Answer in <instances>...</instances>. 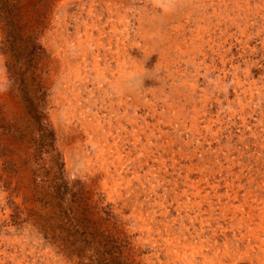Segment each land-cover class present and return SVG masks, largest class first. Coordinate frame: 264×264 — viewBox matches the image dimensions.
<instances>
[{
    "label": "rangeland",
    "instance_id": "1",
    "mask_svg": "<svg viewBox=\"0 0 264 264\" xmlns=\"http://www.w3.org/2000/svg\"><path fill=\"white\" fill-rule=\"evenodd\" d=\"M124 1L0 0V264H264V0Z\"/></svg>",
    "mask_w": 264,
    "mask_h": 264
},
{
    "label": "bare ground",
    "instance_id": "2",
    "mask_svg": "<svg viewBox=\"0 0 264 264\" xmlns=\"http://www.w3.org/2000/svg\"><path fill=\"white\" fill-rule=\"evenodd\" d=\"M96 1H97V0H96ZM103 1H104V0H103ZM110 1H111V0H110ZM123 1H124V0H123ZM137 1H138V0H137ZM172 1H173V0H172ZM184 1H185V0H184ZM207 1H208V0H207ZM234 1H235V0H234ZM234 1H233V2H234ZM261 1H262V0H261ZM117 2H118V1H117ZM124 2H125V1H124ZM148 2H149V1H148ZM185 2H186V1H185ZM197 2H198V1H197ZM197 2H196V3H197ZM233 2H232V3H233ZM102 3H103V2H102ZM120 3H121V2H120ZM120 3H119V4H120ZM149 3H150V2H149ZM238 3L240 4V2H238ZM91 4H92V3H91ZM131 4H132V3H131ZM150 4H151V3H150ZM172 4H173V3H172ZM185 4H186V3H185ZM190 4H192V2H191ZM208 4H209V3H208ZM235 4H236V3H235ZM101 5H102V4H101ZM112 5H113V4H112ZM164 5H165V4H164ZM199 5H200V4H199ZM203 5H204V3H203ZM211 5H212V4H211ZM120 6H122V5H120ZM235 6H236V5H235ZM257 6L259 7V5H257ZM115 7H116V6H115ZM133 7H134V6H133ZM192 7H193V6H192ZM200 7H201V6H200ZM124 8H125V7H124ZM126 8H127V7H126ZM204 8H205V7H204ZM255 8H256V7H255ZM261 8H262V7H261ZM108 9H109V8H108ZM110 9H111V8H110ZM155 9H156V8H155ZM163 9H164V8H163ZM180 9H181V8H180ZM225 9H226V8H225ZM236 9H237V8H236ZM249 9H250V8H249ZM251 9H252V8H251ZM94 10H95V9H94ZM132 10H134V9H132ZM165 10H166V9H164V12H165ZM169 10H170V9H169ZM181 10H182V9H181ZM183 10H184V9H183ZM183 10H182V12H183ZM246 10H247V9H246ZM106 11H107V10H106ZM119 11H120V10H119ZM171 11H172V10H171ZM178 11H179V10H178ZM185 11H186V10H185ZM185 11H184V12H185ZM188 11H189V10H188ZM261 11H262V10H261ZM92 12H93V11H92ZM109 12H110V11H109ZM124 12H125V11H124ZM226 12H227V11H226ZM232 12H233V11H232ZM255 12H257V11H255ZM77 13H78V12H77ZM77 13H76V14H77ZM95 13H96V12H95ZM103 13H104V12H103ZM113 13H114V12H113ZM127 13H128V12H127ZM127 13H126V14H127ZM188 13H189V12H188ZM188 13H187V14H188ZM220 13H221V12H220ZM223 13H224V12H223ZM240 13H241V12H240ZM65 14H66V13H65ZM86 14H87V13H86ZM97 14H98V13H97ZM109 14H110V13H109ZM118 14H119V13H118ZM126 14H125V15H126ZM134 14H135V13H134ZM137 14H138V13H137ZM148 14H149V13H148ZM168 14H169V13H167V15H168ZM187 14H186V15H187ZM195 14H196V13H195ZM243 14H244V13H243ZM172 15H173V14H172ZM186 15H185V16H186ZM207 15H208V14H207ZM219 15H220V14H219ZM238 15H239V14H238ZM256 15H257V14H256ZM63 16H64V15H63ZM80 16H81V15H80ZM114 16H115V15H113V17H114ZM134 16H135V15H134ZM136 16H137V15H136ZM138 16H139V15H138ZM143 16H144V14H143ZM145 16H146V15H145ZM153 16H154V15H153ZM155 16H156V15H155ZM165 16H166V15H165ZM174 16H175V15H174ZM183 16H184V15H183ZM183 16H182V17H183ZM187 16H188V15H187ZM191 16H192V15H191ZM196 16H197V15H196ZM196 16H195V17H196ZM203 16H204V15H203ZM69 17H70V16H69ZM104 17H105V16H104ZM107 17H108V16H107ZM110 17H111V16H110ZM160 17H161V16H160ZM162 17H163V16H162ZM176 17H177V16H176ZM179 17H180V16H179ZM226 17H227V16H226ZM238 17H240V16H238ZM120 18H122V17H119V19H120ZM146 18H147V17H146ZM152 18L154 19V17H152ZM165 18H166V17H165ZM169 18H170V17H168V19H169ZM242 18H243V17H242ZM76 19H77V17H76ZM99 19H100V18H99ZM102 19H103V17H102ZM107 19H108V18H107ZM132 19H133V18H132ZM139 19H140V17H139ZM168 19H167V20H168ZM171 19H172V18H171ZM182 19H184V17H183ZM182 19H181V20H182ZM187 19H189V17H188ZM236 19H237V18H236ZM80 20H81V19H80ZM142 20H144V19H142ZM142 20H141V22H142ZM155 20H157V19L155 18ZM174 20H175V18H174ZM185 20H186V19H185ZM209 20H210V18H209ZM220 20H222V19H220ZM248 20H249V19H248ZM64 21H65V20H64ZM133 21H134V20H133ZM172 21H173V20H172ZM116 22H117V21H116ZM120 22H121V21H120ZM135 22H136V21H135ZM145 22H146V21H145ZM150 22H151V21H150ZM161 22H162V21H161ZM177 22H178V21H177ZM192 22H193V21H192ZM242 22H243V21H242ZM106 23H107V22H106ZM108 23H109V21H108ZM155 23H156V22H155ZM179 23H180V22H179ZM183 23H184V22H183ZM198 23H199V22H198ZM211 23H212V22H211ZM211 23H210V24H211ZM140 24H141V23H140ZM159 24H160V23H159ZM175 24H176V23H175ZM186 24H187V23H186ZM210 24H209V25H210ZM215 24H216V23H215ZM215 24H214V26H215ZM82 25H83V24H82ZM84 25H85V24H84ZM92 25H94V23H93ZM92 25H91V26H92ZM127 25H128V24H127ZM133 25H134V24H133ZM196 25H197V24H196ZM244 25H245V24H244ZM256 25H257V24H256ZM105 26H106V25H105ZM105 26H104V27H105ZM139 26H140V25H139ZM141 26H142V25H141ZM144 26H145V25H144ZM148 26H149V25H148ZM150 26H152V25H150ZM156 26H157V25H156ZM177 26H178V25H177ZM177 26H176V27H177ZM186 26H187V25H186ZM230 26H231V25H230ZM63 27H64V26H63ZM92 27H93V29H94V26H92ZM157 27H158V26H157ZM159 27H160V25H159ZM161 27H162V26H161ZM198 27H199V26H198ZM216 27H217V26H216ZM128 28H129V27H128ZM132 28H133V27H132ZM143 28L145 29V27H143ZM143 28H142V29H143ZM154 28H155V27H154ZM200 28H201V27H200ZM212 28H213V27H212ZM91 29H92V28H91ZM93 29H92V30H93ZM166 29H167V28H166ZM179 29H180V28H179ZM208 29H211V28H208ZM215 29H216V28H215ZM76 30H77V29H76ZM95 30H96V29H95ZM160 30H161V29H160ZM172 30H173V28H172ZM86 31H88V30H86ZM96 31H97V30H96ZM117 31H118V30H117ZM139 31H140V30H139ZM146 31H147V30H146ZM204 31H205V30H204ZM97 32H98V31H97ZM123 32H124V31H123ZM131 32H132V31H131ZM173 32H174V31H173ZM176 32H177V31H176ZM178 32H179V31H178ZM215 32H216V31H215ZM225 32H226V31H225ZM60 33H62V32H60ZM103 33H104V32H103ZM109 33H110V32H109ZM150 33H151V32H150ZM153 33H154V32H153ZM164 33H166V32H164ZM168 33H169V32H168ZM189 33H190V32H189ZM64 34H65V32H64ZM88 34H89V33H88ZM90 34H91V33H90ZM90 34H89V36L92 35V34H91V35H90ZM96 34H97V33H96ZM114 34H115V33H114ZM133 34H134V33H133ZM148 34H149V33H148ZM190 34H191V33H190ZM204 34H205V33H204ZM212 34H213V33H212ZM79 35H80V34H79ZM103 35H104V34H103ZM197 35H198V34H197ZM259 35H261V34H259ZM65 36H66V35H65ZM89 36H88V37H89ZM123 36H124V34H123ZM164 36H165V35H164ZM172 36H173V35H172ZM179 36H180V35H179ZM181 36H182V35H181ZM183 36H184V35H183ZM56 37H57V36H56ZM56 37H55V38H56ZM60 37H61V36H60ZM66 37H68V36H66ZM85 37H86V36H85ZM88 37H87L85 40H87ZM101 37H102V36H100V38H101ZM142 37H143V36H142ZM162 37H163V36H162ZM170 37H171V36H170ZM210 37H211V36H210ZM63 38H64V37H63ZM76 38H77V37H76ZM83 38H84V37H83ZM90 38H91V37H90ZM95 38H96V36H95ZM98 38H99V37H98ZM103 38H104V36H103ZM125 38H127V37H125ZM140 38H141V37H140ZM163 38H164V37H163ZM191 38H192V36H191ZM259 38H260V37H259ZM64 39H65V38H64ZM104 39H105V38H104ZM119 39H120V38H119ZM127 39H128V38H127ZM127 39H125V40H127ZM146 39H147V38H146ZM170 39H171V38H170ZM65 40H66V39H65ZM78 40H80V39H78ZM94 40H95V39H94ZM139 40H140V39H139ZM194 40H197V39H194ZM216 40H217V39H216ZM58 41H59V40H58ZM72 41H73V40H72ZM74 41H75V40H74ZM111 41H112V39H111ZM144 41H145V40H144ZM146 41H147V40H146ZM146 41H145V42H146ZM149 41H150V40H149ZM157 41H158V40H157ZM170 41H171V40H170ZM170 41H169V42H170ZM172 41H173V40H172ZM225 41H226V40H225ZM77 42H78V41H77ZM77 42H75V43H77ZM79 42H80V41H79ZM81 42H82V41H81ZM119 42H120V41H119ZM122 42H123V41H122ZM137 42H138V41H137ZM167 42H168V41H167ZM178 42H179V41H178ZM209 42H210V41H209ZM62 43H63V42H62ZM87 43H88V42H87ZM98 43H99V42H98ZM147 43H148V42H147ZM160 43H161V42H160ZM175 43H176V41H175ZM181 43H182V42H181ZM201 43H202V42H201ZM247 43H248V42H247ZM89 44H90V43H89ZM133 44H134V43H133ZM156 44H157V43H156ZM173 44H174V43H173ZM188 44H189V43H188ZM225 44H226V43H225ZM106 45H107V44H106ZM149 45H150V44H149ZM151 45H152V44H151ZM199 45H200V44H199ZM63 46H66V45H63ZM109 46H110V45H109ZM133 46H134V45H133ZM136 46H138V45H136ZM170 46H172V45H170ZM174 46H175V45H174ZM207 46H208V45H207ZM240 46H241V45H240ZM240 46H239V47H240ZM242 46H243V45H242ZM61 47H62V46H61ZM67 47H68V46H67ZM96 47H98V46H96ZM117 47H119V46H117ZM128 47H129V46H128ZM130 47H131V46H130ZM146 47H147V46H146ZM146 47H145V49H146ZM172 47H173V46H172ZM104 48H105V47H104ZM133 48H134V47H133ZM164 48H165V47H164ZM185 48H186V47H185ZM229 48H230V47H229ZM65 49H66V48H65ZM78 49H79V48H78ZM127 49H128V48H127ZM135 49H136V48H135ZM139 49H140V48H139ZM154 49H155V48H154ZM165 49H166V48H165ZM170 49H171V48H170ZM170 49H167L166 51H168V50H170ZM178 49H179V48H178ZM240 49H241V48H240ZM244 49H245V48H244ZM263 49H264V48H263ZM62 50H63V49H62ZM62 50H61V52H63ZM96 50H97V49H96ZM96 50H95V51H96ZM108 50H109V49H108ZM117 50H118V49H117ZM175 50H176V49H175ZM179 50H180V49H179ZM193 50H194V49H193ZM201 50H202V49H201ZM81 51H82V50H81ZM104 51H105V50H104ZM104 51H103V52H104ZM146 51H147V50H146ZM156 51H157V50H156ZM164 51H165V50H164ZM66 52H67V51H66ZM92 52H93V51H92ZM113 52H114V51H113ZM121 52H122V51H121ZM208 52H209V51H208ZM220 52H222V51H220ZM240 52H241V51H240ZM104 53H106V51H105ZM110 53H111V52H110ZM168 53H169V52H168ZM191 53H192V52H191ZM195 53H196V52H195ZM229 53H230V52H229ZM244 53H245V52H244ZM244 53H243V54H244ZM54 54L56 55V53H54ZM62 54H63V53H62ZM127 54H128V53H127ZM137 54H138V52H137ZM148 54H149V53H148ZM150 54H151V53H150ZM153 54H154V53H153ZM156 54H157V53H156ZM174 54H175V53H174ZM196 54H197V53H196ZM55 55H54V56H55ZM89 55H90V54H89ZM97 55H98V54H97ZM104 55H105V54H104ZM145 55H146V54H145ZM184 55H185V54H184ZM198 55H199V54H198ZM218 55H219V54H218ZM245 55H246V54H245ZM81 56H82V55H81ZM114 56H115V54H114ZM118 56H119V54H118ZM125 56H127V55H125ZM167 56H168V55H167ZM175 56H176V55H175ZM228 56H229V55H228ZM101 57H102V56H101ZM104 57H105V56H104ZM111 57H112V55H111ZM131 57H132V56H131ZM136 57H137V56H136ZM140 57H141V56H140ZM172 57H173V55H172ZM194 57H195V56H194ZM194 57H193V58H194ZM223 57H224V56H223ZM223 57H222V58H223ZM65 58H66V57H65ZM108 58H109V56H108ZM120 58H121V57H120ZM124 58H125V57H124ZM132 58H133V57H132ZM142 58H143V57H142ZM144 58H145V57H144ZM183 58H184V57H183ZM219 58H220V57H219ZM87 59H88V58H87ZM93 59H94V58H93ZM115 59H116V58H115ZM118 59H119V58H118ZM158 59H159V57H158ZM174 59H175V58H174ZM206 59H207V58H206ZM110 60H111V59H110ZM121 60H122V59H121ZM130 60H131V59H130ZM135 60H136V59H135ZM139 60H140V58H139ZM146 60H147V59H146ZM182 60H183V59H182ZM96 61H98V60H96ZM107 61H108V60H107ZM133 61H134V59H133ZM144 61H145V60H144ZM149 61H150V60H149ZM157 61H159V60H157ZM161 61H162V60H161ZM164 61H165V60H164ZM186 61H187V60H186ZM189 61H190V60H189ZM222 61H223V60H222ZM247 61H248V60H247ZM60 62H61V60H60ZM105 62H106V61H105ZM117 62H118V60H117ZM119 62H120V61H119ZM150 62H151V61H150ZM170 62H171V61H170ZM178 62H179V61H178ZM127 63H128V62H127ZM162 63H163V62H162ZM167 63H168V61H167ZM174 63H175V62H174ZM253 63H254V62H253ZM64 64H65V63H64ZM96 64H97V63H96ZM120 64H121V63H120ZM141 64H142V63H141ZM164 64H165V63H164ZM171 64H172V63H171ZM191 64H192V63H191ZM199 64H200V63H199ZM219 64H220V63H219ZM245 64H246V63H245ZM77 65H78V64H77ZM94 65H95V64H94ZM104 65H105V64H104ZM106 65H107V64H106ZM138 65H140V64H138ZM143 65H144V64H143ZM148 65H149V64H148ZM152 65H153V64H152ZM169 65H170V64H169ZM211 65H212V64H211ZM224 65H225V64H224ZM253 65H254V64H253ZM256 65H257V64H256ZM71 66H72V65H71ZM74 66H75V65H74ZM95 66H96V65H95ZM107 66H108V65H107ZM136 66H137V65H136ZM140 66H141V65H140ZM87 67H88V66H87ZM104 67H105V66H104ZM114 67H115V66H114ZM142 67H143V66H142ZM154 67H155V65H154ZM156 67H158V66H156ZM169 67H170V66H169ZM188 67H189V66H188ZM215 67H216V66H215ZM247 67H248V66H247ZM254 67H256V66H254ZM83 68H84V67H83ZM119 68H120V67H119ZM162 68H163V67H162ZM193 68H194V66H193ZM210 68H211V67H210ZM225 68H226V67H225ZM67 69H68V68H67ZM93 69H94V68H93ZM142 69H143V68H142ZM154 69H156V68H154ZM198 69H199V68H198ZM208 69H209V68H208ZM251 69H252V68H251ZM263 69H264V68H263ZM77 70H78V69H77ZM102 70H103V68H102ZM104 70H105V69H104ZM131 70H132V69H131ZM147 70H148V69H147ZM156 70H157V69H156ZM164 70H165V69H164ZM176 70H177V69H176ZM185 70H186V69H185ZM200 70H201V69H200ZM209 70H210V69H209ZM247 70H248V69H247ZM67 71H69V70H67ZM83 71H84V70H83ZM124 71H125V69H124ZM213 71H214V70H213ZM91 72H92V71H91ZM101 72H102V71H101ZM101 72L98 71V73H101ZM115 72H116V71H115ZM115 72H114V73H115ZM120 72H121V71H120ZM128 72H129V71H128ZM131 72H133V71H131ZM162 72H163V71H162ZM194 72H196V71H194ZM207 72H208V71H207ZM207 72H206V73H207ZM122 73H123V71H122ZM125 73H126V72H125ZM137 73H138V72H137ZM61 74H62V73H61ZM78 74H79V73H78ZM127 74H128V73H127ZM127 74H126V75H127ZM146 74H147V73H146ZM156 74H157V73H156ZM159 74H160V73H159ZM186 74H187V73H186ZM197 74H198V73H197ZM208 74H209V73H208ZM62 75H63V74H62ZM66 75H67V74H66ZM68 75H69V74H68ZM118 75H119V74H118ZM129 75H130V74H129ZM151 75H152V74H151ZM151 75H150V76H151ZM172 75L175 76V74H172ZM200 75H201V74H200ZM205 75H206V74H205ZM235 75H236V74H235ZM80 76H81V75H80ZM84 76H85V75H84ZM94 76H95V75H94ZM106 76H107V75H106ZM116 76H117V75H116ZM119 76H121V75H119ZM150 76H149V77H150ZM167 76H169V75H167ZM178 76H179V75H178ZM219 76H220V75H219ZM95 77H96V76H95ZM98 77H99V76H98ZM113 77H114V76H113ZM124 77H125V76H124ZM149 77H146V79H147V78L149 79ZM182 77H183V76H182ZM184 77H185V76H184ZM198 77H200V76H198ZM76 78H78V77H76ZM80 78H81V77H80ZM129 78H130V77H129ZM131 78H132V77H131ZM155 78H156V77H155ZM165 78H166V77H165ZM173 78H174V77H173ZM219 78H220V77H219ZM63 79H64V78H63ZM74 79H75V78H74ZM122 79H123V78H122ZM163 79H164V78H163ZM182 79H183V78H182ZM182 79H181V80H182ZM222 79H223V78H222ZM96 80H97V79H96ZM129 80H131V79H129ZM132 80H133V79H132ZM161 80H162V79H161ZM179 80H180V79H179ZM185 80H186V79H185ZM197 80H198V79H197ZM223 80H224V79H223ZM67 81H68V80H67ZM81 81H82V80H81ZM122 81H123V80H122ZM145 81H146V80H145ZM158 81H159V80H158ZM170 81H171V80H170ZM104 82H105V81H104ZM125 82H126V81H125ZM127 82H128V81H127ZM149 82H150V81H149ZM156 82H157V81H156ZM223 82H224V81H223ZM63 83H64V82H63ZM97 83H98V82H97ZM113 83H114V82H113ZM119 83H120V82H119ZM119 83H118V84H119ZM121 83H122V82H121ZM253 83H254V82H253ZM103 84H104V83H103ZM134 84H135V83H134ZM164 84H165V83H164ZM164 84H163V85H164ZM119 85H120V84H119ZM124 85H125V84H124ZM127 85H130V84H127ZM136 85H137V84H136ZM151 85H153V84H151ZM172 85H173V84H172ZM233 85H234V84H233ZM248 85H249V84H248ZM87 86H88V85H87ZM106 86H107V85H106ZM116 86H117V85H116ZM125 86H126V85H125ZM208 86H211V85H208ZM236 86H237V85H236ZM80 87H81V86H80ZM83 87H84V86H83ZM133 87H134V86H133ZM133 87H131V89H132ZM157 87H159V86H157ZM166 87H167V85H166ZM170 87H171V86H170ZM239 87H240V86H239ZM97 88H98V87H97ZM121 88H122V86H121ZM140 88H141V87H140ZM148 88H150V87H148ZM151 88H152V87H151ZM176 88H177V87H176ZM180 88H181V87H180ZM180 88H179V89H180ZM216 88H217V87H216ZM81 89H82V88H81ZM107 89H108V88H107ZM135 89H136V88H135ZM141 89H142V88H141ZM157 89H158V88H157ZM182 89H183V88H182ZM192 89H193V88H192ZM209 89H210V88H209ZM218 89H219V88H218ZM95 90H96V89H95ZM108 90H109V89H108ZM119 90H120V89H119ZM126 90H127V89H126ZM128 90H129V89H128ZM136 90H138V88H137ZM172 90H173V89H172ZM175 90H176V89H175ZM177 90H178V89H177ZM187 90H188V89H187ZM114 91H115V90H114ZM131 91H132V90H131ZM134 91H135V90H134ZM151 91H152V90H151ZM155 91H156V89H155ZM157 91H159V90H157ZM157 91H156V92H157ZM180 91H181V89H180ZM234 91H235V90H234ZM72 92H73V91H72ZM119 92H120V91H119ZM122 92H123V91H122ZM124 92H126V91H124ZM132 92H133V91H132ZM139 92H140V91H139ZM163 92H165V91H163ZM250 92H251V91H250ZM105 93H106V91H105ZM127 93H128V92H127ZM136 93H138V92L136 91ZM148 93H149V92H148ZM160 93H161V92H160ZM166 93H167V92H166ZM166 93H165V94H166ZM176 93H177V92H176ZM236 93H237V92H236ZM106 94H107V93H106ZM121 94H122V93H121ZM132 94H134V93H132ZM163 94H164V93H163ZM178 94H179V93H177V95H178ZM89 95H90V94H89ZM107 95H108V94H107ZM123 95H124V94H123ZM69 96H70V95H69ZM86 96H87V95H86ZM92 96H93V94H92ZM92 96H91V97H92ZM132 96H133V95H132ZM136 96H137V95H136ZM138 96H139V95H138ZM181 96H182V95H181ZM187 96H189V95H187ZM233 96H234V95H233ZM76 97H77V96H76ZM80 97H81V96H80ZM80 97H79V98H80ZM84 97H85V96H84ZM119 97H120V96H119ZM147 97H148V96H147ZM175 97H177V96H175ZM207 97H208V96H207ZM235 97H236V96H235ZM101 98H102V97H101ZM125 98H126V97H125ZM181 98H182V97H181ZM191 98H192V97H191ZM202 98H203V97H202ZM88 99H89V98H88ZM126 99H127V98H126ZM128 99H129V98H128ZM224 99H225V98H224ZM237 99H238V98H237ZM58 100H59V99H58ZM122 100H123V99H122ZM133 100H135V99H133ZM137 100H138V99H137ZM172 100H173V99H172ZM187 100H188V99H187ZM189 100H191V99H189ZM240 100H241V99H240ZM60 101H61V100H60ZM91 101H92V100H91ZM145 101H146V99H145ZM154 101H155V100H154ZM205 101H206V100H205ZM210 101H211V100H210ZM227 101H228V100H227ZM227 101H226V102H227ZM104 102H105V101H104ZM133 102H134V101H133ZM136 102H137V101H136ZM139 102H140V101H139ZM158 102H160V101H158ZM163 102H164V101H163ZM179 102H180V101H179ZM186 102H187V101H186ZM193 102H194V101H193ZM80 103H81V102H80ZM95 103H96V102H95ZM95 103H94V104H95ZM113 103H114V102H113ZM113 103H112V104H113ZM148 103H149V102H148ZM155 103H156V102H155ZM160 103H161V102H160ZM171 103H173V102H171ZM205 103H206V102H205ZM240 103H241V102H240ZM96 104H97V103H96ZM105 104H106V103H105ZM138 104H139V103H138ZM143 104H145V103L143 102ZM150 104H151V103H150ZM150 104H149V105H150ZM179 104H180V103H179ZM242 104H243V103H242ZM69 105H70V104H69ZM78 105H79V104H78ZM89 105H90V104H89ZM115 105H116V104H115ZM117 105H118V104H117ZM120 105H121V104H120ZM126 105H127V102H126ZM136 105H137V104H136ZM147 105H148V104H147ZM157 105H158V103H157ZM159 105H160V104H159ZM165 105H166V104H165ZM171 105H172V104H171ZM182 105H183V104H182ZM196 105H197V104H196ZM199 105H200V104H199ZM202 105H203V104H202ZM205 105H206V104H205ZM96 106H97V105H96ZM211 106H212V105H211ZM218 106H219V105H218ZM70 107H71V106H70ZM89 107L91 108V106H89ZM105 107H106V106H105ZM107 107H109V106H107ZM144 107H145V105H144ZM194 107H195V106H194ZM205 107H206V106H205ZM216 107H217V106H216ZM244 107H245V105H244ZM73 108H74V107H73ZM73 108H72V110H73ZM85 108H86V107H85ZM109 108H110V107H109ZM182 108H184V107H182ZM192 108H193V107H192ZM192 108H191V109H192ZM203 108H204V107H203ZM245 108H246V107H245ZM112 109H113V108H112ZM119 109H120V108H119ZM136 109H137V108H136ZM153 109H154V108H153ZM170 109H171V108H170ZM173 109H174V108H173ZM176 109H177V108H176ZM123 110H124V109H123ZM137 110H138V109H137ZM183 110H184V109H183ZM192 110H193V109H192ZM192 110H191V111H192ZM87 111H88V110H87ZM103 111H104V110H103ZM115 111H116V110H115ZM134 111H135V110H134ZM143 111H144V110H143ZM162 111H163V110H162ZM174 111H175V110H174ZM196 111H198V110H196ZM76 112H77V111H76ZM118 112H119V111H118ZM131 112H132V111H131ZM140 112H142V111H140ZM140 112H139V113H140ZM148 112H149V110L147 111V113H148ZM188 112H189V111H188ZM205 112H206V111H205ZM210 112H211V111H210ZM77 113H78V112H77ZM79 113H80V111H79ZM104 113H106V112H104ZM120 113H121V112H120ZM152 113H153V112H152ZM154 113H155V112H154ZM163 113H164V111H163ZM169 113H170V112H169ZM230 113H231V112H230ZM109 114H110V113H109ZM123 114H124V113H123ZM129 114H130V113H129ZM164 114H165V113H164ZM175 114H176V113H175ZM181 114H182V113H181ZM218 114H219V113H218ZM160 115H161V114H160ZM196 115H197V114H196ZM205 115H206V114H205ZM83 116H84V115H83ZM103 116H104V115H103ZM113 116H114V115H113ZM162 116H163V115H162ZM172 116H173V115H172ZM174 116H175V115H174ZM174 116H173V117H174ZM212 116H213V115H212ZM101 117H102V116H101ZM116 117H117V116H116ZM139 117H140V116H139ZM153 117H154V116H153ZM177 117H178V116H177ZM183 117H184V116H183ZM191 117H192V116H191ZM209 117H210V116H209ZM74 118H75V117H74ZM76 118H77V117H76ZM110 118H111V117H110ZM123 118H124V117H123ZM129 118H130V117H129ZM167 118H168V117H167ZM188 118H189V117H188ZM200 118H201V116H200ZM72 119H73V118H72ZM83 119H84V118H83ZM85 119H86V118H85ZM127 119H128V118H127ZM149 119H150V118H149ZM177 119H178V118H177ZM186 119H187V118H186ZM194 119H195V118H194ZM102 120H103V119H102ZM114 120H115V119H114ZM138 120H139V119H138ZM173 120H174V119H173ZM199 120H200V119H199ZM210 120H211V119H210ZM223 120H224V119H223ZM81 121H82V120H81ZM109 121H110V120H109ZM130 121H131V120H130ZM177 121H178V120H177ZM195 121H198V119L195 120ZM203 121H204V120H203ZM208 121H209V120H208ZM211 121H212V120H211ZM118 122H119V121H118ZM145 122H146V120H145ZM96 123H97V122H96ZM103 123H104V121H103ZM103 123H102V124H103ZM119 123H120V122H119ZM125 123H127V122H125ZM147 123H148V122H147ZM179 123H180V122H179ZM214 123H215V122H214ZM218 123H219V122H218ZM79 124H80V123H79ZM87 124H88V123H87ZM109 124H110V123H109ZM135 124H136V123H135ZM157 124H158V123H157ZM171 124H172V123H171ZM174 124H175V123H174ZM174 124H173V125H174ZM192 124H194V123H192ZM202 124H203V123H202ZM207 124H208V123H207ZM220 124H221V123H220ZM85 125H86V123H85ZM103 125H104V124H103ZM132 125H134V124H132ZM142 125H143V124H142ZM147 125H148V124H147ZM160 125H161V124H160ZM162 125H163V124H162ZM197 125H198V124H197ZM243 125H244V124H243ZM83 126H84V125H83ZM93 126H94V125H93ZM148 126H150V125H148ZM212 126H213V124H212ZM215 126H216V125H215ZM86 127H87V126H86ZM119 127H120V126H119ZM154 127H155V126H154ZM159 127H160V126H159ZM92 128H94V127H92ZM160 128H161V127H160ZM181 128H182V127H181ZM196 128H197V127H196ZM196 128H195V129H196ZM76 129H77V126H76ZM98 129H99V128H98ZM111 129H112V128H111ZM168 129H169V128H168ZM193 129H194V128H193ZM209 129H210V128H209ZM79 130H81V129H79ZM185 130H186V129H185ZM198 130H200V129H198ZM123 131H126V130H123ZM140 131H141V130H140ZM154 131H156V130H154ZM172 131H173V130H172ZM175 131H176V129H175ZM183 131H184V130H183ZM183 131H182V132H183ZM191 131H192V129H191ZM193 131H196V130H193ZM97 132H98V130H97ZM99 132H101V131L99 130ZM99 132H98V133H99ZM111 132H112V131H111ZM114 132H115V131H114ZM131 132H132V131H131ZM162 132H163V131H162ZM167 132H168V131H167ZM182 132H181V133H182ZM197 132H198V131H197ZM74 133H75V132H74ZM95 133H96V132H95ZM104 133H105V132H104ZM108 133H109V132H108ZM121 133H122V132H121ZM142 133H143V132H142ZM170 133H171V132H170ZM193 133H194V132H193ZM200 133H201V132H200ZM96 134H97V133H96ZM117 134H118V133H117ZM117 134H116L115 136H118ZM122 134H123V133H122ZM122 134H121V135H122ZM163 134H167V133H163ZM163 134H161V135H163ZM99 135H100V134H99ZM99 135H98V136H99ZM101 135H102V134H101ZM105 135H106V134H105ZM148 135H149V134H148ZM148 135H147V136H148ZM200 135H201V134H200ZM78 136H79V135H78ZM109 136H110V135H108V137H109ZM136 136H137V135H136ZM158 136H159V135H158ZM165 136H166V135H165ZM165 136H164V137H165ZM168 136H169V135H168ZM176 136H177V135H176ZM191 136H195V135L193 134V135H191ZM71 137H72V136H71ZM111 137H112V136H111ZM128 137H129V136H128ZM148 137H149V136H148ZM150 137H151V134H150ZM160 137H161V136H160ZM169 137H171V136H169ZM98 138H99V137H98ZM113 138H114V137H113ZM122 138H123V137H122ZM161 138H162V137H161ZM166 138H167V136H166ZM177 138H178V137H177ZM192 138H193V137H192ZM73 139H74V138H73ZM76 139H77V138H76ZM93 139H94V138H93ZM95 139H96V138H95ZM147 139H148V138H147ZM171 139H172V138H171ZM99 140H100V139H99ZM101 140H102V139H101ZM112 140H113V139H112ZM120 140H121V139H120ZM134 140H135V138H134ZM162 140H163V139H162ZM178 140H179V139H178ZM180 140H181V139H180ZM196 140H197V139H196ZM83 141H84V140H83ZM151 141H152V140H151ZM194 141H195V140H194ZM92 142H93V141H92ZM97 142H98V141H97ZM97 142H96V143H97ZM104 142H105V141H104ZM135 142H136V140H135ZM147 142H149V141H147ZM158 142H159V141H158ZM168 142H169V141H168ZM171 142H172V141H171ZM176 143H177V142H176ZM179 143H180V142H179ZM191 143H192V142H191ZM103 144H104V143H103ZM137 144H138V143H137ZM187 144H188V143H187ZM93 145H94V143H93ZM170 145H171V144H170ZM190 145H191V144H190ZM200 145H201V144H200ZM82 146H83V145H82ZM104 146H105V144H104ZM104 146H103V147H104ZM114 146H115V143H114ZM137 146H138V145H137ZM149 146H150V144H149ZM153 146H154V145H153ZM201 146H202V145H201ZM97 147H98V146H97ZM108 147H110V146H108ZM115 147H116V146H115ZM123 147H124V146H123ZM159 147H160V146H159ZM161 147H162V146H161ZM177 147H178V146H177ZM261 147H262V146H261ZM79 148H80V146H79ZM150 148H151V147H150ZM172 148H173V147H172ZM90 149H91V148H90ZM100 149H101V148H100ZM100 149H99V150H100ZM153 149H154V148H153ZM156 149H157V148H156ZM201 149H202V147H201ZM77 150H78V149H77ZM95 150H96V149H95ZM95 150H94V151H95ZM108 150H109V149H108ZM111 150H112V149H111ZM143 150H144V149H143ZM208 150H209V149H208ZM208 150H207V151H208ZM80 151H82V150H80ZM141 151H142V150H141ZM146 151H147V150H146ZM155 151H157V150H155ZM197 151H198V150H197ZM202 151H203V150H202ZM202 151H201V152H202ZM117 152H118V151H117ZM122 152H123V151H122ZM168 152H169V151H168ZM178 152H179V151H178ZM217 152H218V151H217ZM76 153H77V151H76ZM98 153H99V152H98ZM109 153H110V152H109ZM118 153H119V152H118ZM149 153H150V152H149ZM179 153H180V152H179ZM196 153H197V152H196ZM82 154H83V152H82ZM123 154H124V153H123ZM165 154H166V153H165ZM168 154H169V153H168ZM177 154H178V153H177ZM184 154H185V153H184ZM197 154H198V153H197ZM203 154H205V153H203ZM76 155H78V154H76ZM102 155H103V154H102ZM115 155H117V154H115ZM153 155H154V154H153ZM185 155H186V154H185ZM188 155H189V154H188ZM217 155H219V154H217ZM86 156H87V155H86ZM124 156H125V155H124ZM147 156H148V155H147ZM158 156H159V155H158ZM163 156H164V155H163ZM181 156H182V155H181ZM194 156H195V155H194ZM196 156H197V155H196ZM87 157H88V156H87ZM91 157H92V156H91ZM94 157H95V156H94ZM119 157H120V156H119ZM119 157H118V158H119ZM161 157H162V156H161ZM173 157H174V156H173ZM218 157H219V156H218ZM88 158H89V157H88ZM88 158H87V159H88ZM95 158H96V157H95ZM166 158H167V157H166ZM177 158H178V157H177ZM193 158H195V157H193ZM202 158H204V157H202ZM110 159H111V158H110ZM156 159H157V158H156ZM182 159H184L183 156H182ZM188 159H189V158H188ZM108 160H109V159H108ZM112 160H113V159H112ZM123 160H124V159H123ZM162 160H163V159H162ZM176 160H177V159H176ZM97 161H99V160H97ZM103 161H104V160H103ZM105 161H106V160H105ZM113 161H114V160H113ZM113 161H112V162H113ZM115 161H116V160H115ZM166 161H167V160H166ZM193 161H194V160H193ZM262 161H263V160H262ZM81 162H82V161H81ZM121 162H122V161H121ZM162 162H163V161H162ZM93 163H94V162H93ZM107 163H108V162H107ZM118 163H119V162H118ZM122 163H123V162H122ZM159 163H160V162H159ZM185 163H186V162H185ZM191 163H192V162H191ZM201 163H202V162H201ZM87 165H88V164H87ZM123 165H124V164H123ZM175 165H176V164H175ZM91 166H92V165H91ZM94 166H95V165H94ZM103 166H104V165H103ZM103 166H102V167H103ZM109 166H110V164H109ZM111 166H112V165H111ZM113 166H114V165H113ZM117 166H118V164H117ZM160 166H161V165H160ZM193 166H194V165H193ZM197 166H198V164H197ZM85 167H86V166H85ZM87 167H88V166H87ZM163 167H164V166H163ZM188 167H189V166H188ZM103 168H104V167H103ZM194 168H197V167L194 166ZM203 168H204V167H203ZM98 169H99V168H98ZM180 169H181V168H180ZM187 169H188V168H186V170H187ZM192 169H193V168H192ZM199 169H200V168H199ZM121 170H122V169H121ZM183 170H184V169H183ZM195 170H196V169H195ZM200 170H201V169H200ZM202 170H203V169H202ZM111 171H112V170H111ZM192 171H193V170H192ZM206 171H208V170H206ZM95 172H96V168H95ZM99 172H100V171H99ZM114 172H115V170H114ZM161 172H162V171H161ZM186 172H187V171H186ZM186 172H185V173H186ZM100 173H101V172H100ZM159 173H160V172H159ZM164 173H165V172H164ZM204 173H205V171H204ZM94 174H95V173H94ZM109 174H111V172H110ZM157 174H158V173H157ZM167 174H168V173H167ZM190 174H191V173H190ZM170 175H171V174H170ZM202 175H203V174H202ZM119 176H120V175H119ZM119 176H118V177H119ZM173 176H174V175H173ZM203 176H204V175H203ZM115 177H116V176H115ZM136 177H137V176H136ZM180 177H181V176H180ZM100 178H101V177H100ZM111 178H112V177H111ZM201 178H202V177H201ZM103 180H104V179H103ZM113 180H115V179H113ZM116 180H118V179H116ZM182 180H184V179H182ZM98 182H99V181H98ZM107 182H108V181H107ZM156 182H157V181H156ZM180 182H181V181H180ZM167 183H168V182H167ZM199 183H200V182H199ZM173 184H174V183H173ZM109 185H110V184H109ZM198 185H199V184H197V186H198ZM105 186H106V184H105ZM117 186H118V185H117ZM187 186H188V185H187ZM129 187H131V186H129ZM191 187H192V186H191ZM231 187H232V186H231ZM105 188H106V187H105ZM112 188H113V187H112ZM183 188H184V187H183ZM215 188H217V187H215ZM101 189H102V188H101ZM177 189H178V188H177ZM177 189H176V190H177ZM191 189H193V188H191ZM102 190H103V189H102ZM104 190L106 191V190H108V189H104ZM130 190H131V189H130ZM178 192H179V191H178ZM174 193H175V192H174ZM198 193H199V192H198ZM198 193H197V194H198ZM200 193H201V192H200ZM168 194H169V193H168ZM201 194H202V193H201ZM170 195H171V194H170ZM185 195H186V192H185ZM175 196H176V194H175ZM188 196H189V195H188ZM176 197H177V196H176ZM193 197H195V196L193 195ZM178 199H179V198H178ZM180 199H181V198H180ZM194 199H195V198H194ZM206 199H207V198H206ZM208 199H209V198H208ZM126 200H127V199H126ZM188 200H189V199H188ZM201 200H202V199H201ZM174 201H175V200H174ZM178 201H179V200H178ZM229 201H230V200H229ZM127 202H128V201H127ZM193 203H195V202H193ZM201 203H202V202H201ZM183 204H184V203H183ZM129 205H130V204H129ZM178 205H179V204H178ZM196 205H198V204H196ZM140 210H141V209H140ZM136 211H137V210H136ZM149 212H150V211H149ZM151 213H152V212H151ZM244 213H245V212H244ZM134 214H137V213H134ZM149 214H150V213H149ZM164 214H165V213H164ZM140 215H141V213H140ZM146 216H147V215H146ZM146 219H147V218H146ZM165 220H166V219H165ZM151 221H152V220H151ZM147 222H149V221H147ZM150 223H151V222H150ZM168 223H169V222H168ZM143 224H144V223H143ZM164 224H165V223H164ZM157 225H158V224H157ZM154 226H155V225H154ZM150 227H151V226H150ZM152 228H153V227H152ZM167 228H168V227H167ZM156 229H157V228H156ZM168 229H169V228H168ZM183 229H184V228H183ZM150 230H151V229H150ZM157 230H158V229H157ZM142 232H143V231H142ZM153 232H154V230H153ZM159 232H160V231H159ZM167 232H168V231H167ZM169 232H170V231H169ZM160 234H161V233H160ZM151 235H152V234H151ZM151 235H150V236H151ZM175 235H176V234H175ZM159 236H160V235H159ZM164 236H165V235H164ZM167 236H168V235H167ZM153 237H154V236H153ZM155 237H157V236H155ZM182 238H183V237H182ZM155 240H156V238H155ZM153 241H154V240H153ZM11 243H12V242H11ZM155 243H156V242H155ZM8 244H9V243H8ZM18 244H19V243H18ZM170 246H171V245H170ZM170 246H169V247H170ZM21 247H22V246H21ZM163 249H164V248H163ZM183 249H184V248H183ZM9 250H10V249H9ZM17 250H18V249H17ZM24 250H25V249H24ZM6 251H7V250H6ZM3 252H4V251H3ZM11 252H12V251H11ZM24 252H25V251H24ZM12 253H13V252H12ZM0 258H1V257H0ZM12 258H13V257H12ZM17 258H18V257H17ZM23 258H24V257H23ZM13 259H14V258H13ZM11 260H12V259H11ZM18 260H19V259H18ZM20 260H21V259H20ZM26 260H27V259H26ZM26 260H25V261H26ZM12 261H13V260H12ZM15 262H16V261H15ZM22 263H23V262H22Z\"/></svg>",
    "mask_w": 264,
    "mask_h": 264
},
{
    "label": "trees",
    "instance_id": "3",
    "mask_svg": "<svg viewBox=\"0 0 264 264\" xmlns=\"http://www.w3.org/2000/svg\"><path fill=\"white\" fill-rule=\"evenodd\" d=\"M43 52V48L42 46L39 45H34L32 52H31V60L30 62L27 64L28 65V71L25 74H19L21 77H24L23 79V84L24 82H26V76L29 75L30 73H32L33 75L35 74V71L37 70V64L39 62V59L42 55ZM30 79H32V85H29V88L27 89L28 93L24 94V98L27 102L34 104L35 102H39V106L40 104L43 102L45 103L46 98H47V93L45 91H43V88L40 86V84L37 83V79H35L34 77H31ZM18 83H22L21 79L18 80ZM17 82H14L15 85L18 84ZM25 87H28V84H24ZM25 88V89H26ZM33 88V90H32ZM41 97V98H40ZM41 107V106H40Z\"/></svg>",
    "mask_w": 264,
    "mask_h": 264
}]
</instances>
